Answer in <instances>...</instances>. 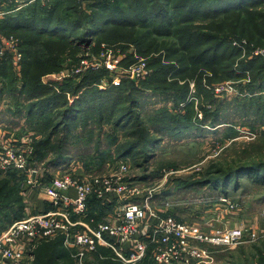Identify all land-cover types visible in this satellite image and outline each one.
I'll return each instance as SVG.
<instances>
[{
    "label": "rangeland",
    "instance_id": "1",
    "mask_svg": "<svg viewBox=\"0 0 264 264\" xmlns=\"http://www.w3.org/2000/svg\"><path fill=\"white\" fill-rule=\"evenodd\" d=\"M75 1L71 5L83 4L86 9L87 5L97 0ZM39 2L50 5L52 0ZM86 10V13L93 12L92 9ZM232 14L216 17V20L197 19L199 21L194 24L204 27ZM228 30L226 28L220 34H226ZM110 34V30H107L105 35L95 38L85 48L77 46L74 49L75 45H71L63 66H74L85 53L96 54L104 47L120 52V44L106 40ZM68 35V39H73L77 37V32H69ZM10 37L19 43L17 34ZM127 54L132 56L131 60L145 59L149 66L148 59L141 56L134 45H128L124 51V55ZM240 60V57L236 59L234 66L237 69ZM17 67H14L12 77L0 76V137L17 145H21L26 138L32 147L29 167L37 170V177L42 183L65 171L86 180L109 176L126 162L129 165L126 181L137 184L143 195L150 197L147 203L160 218L168 216L178 222L197 226L206 235L217 230L244 227L245 242L238 245L220 247L192 243L211 254L212 264H264V171L252 166L241 174L245 177L237 180L234 189H229L230 179L222 175V171L234 167L264 162V88L251 90L248 73L244 79L224 82L219 93L216 88L222 85L214 81L212 84L218 85L214 87L217 98H208L204 87L207 84L199 88L202 95L197 96L193 88L187 103L195 101L189 109L194 110L198 121L188 112V123L184 119L179 122L180 118L174 115L181 109L176 103L181 98H175V94H164L153 84L148 86L139 81L136 84L139 91L133 92L113 89L107 79H101L88 86L90 90L97 88L102 92L99 107L95 106L97 100H94V94H90L85 99L88 111L71 113L62 98L60 107L53 114L43 118L42 122H36V118L28 121V105L34 100L24 94L23 77L17 74L20 69ZM201 71L205 83H209L208 77H213V74L206 68ZM148 73L143 81L152 76L153 69L150 68ZM252 75L257 77L256 86L261 85L259 78L264 72L254 70ZM80 80L74 79L77 83ZM172 81L174 78L169 77L168 83ZM43 82H51L49 74L43 78ZM184 83V80L179 81L178 89ZM78 98L68 96L70 104H74ZM192 118L195 122L193 127L189 126ZM25 176L24 172L0 173V231L11 217L5 209L11 201L6 198L7 190H10V196L15 192L17 198L23 197L26 190L31 188ZM32 189L39 191L37 187ZM223 193H226L228 202H224L226 196ZM112 198L117 206L121 203L117 196ZM131 203L145 204L146 201L135 199ZM99 216L101 221L107 219L105 213ZM253 232L257 234L255 241L251 236ZM58 242L60 240L56 238L32 244L20 264H37V253L44 243ZM71 252L73 255L67 256L78 264L74 250ZM94 256L93 264H122L105 249ZM97 256L104 261H99ZM66 261L58 264H66Z\"/></svg>",
    "mask_w": 264,
    "mask_h": 264
},
{
    "label": "trees",
    "instance_id": "2",
    "mask_svg": "<svg viewBox=\"0 0 264 264\" xmlns=\"http://www.w3.org/2000/svg\"><path fill=\"white\" fill-rule=\"evenodd\" d=\"M75 3V0H52L50 5H43L39 0H35L15 11V6L9 4L8 0H0V13L3 14L0 16V44L5 48L4 53L0 55V76L10 78L15 73L14 67H20H17V74L20 73L23 77V92L34 100L28 105V121L36 118V122H42L43 118L53 114L54 110L60 107L62 98L71 113L87 112L89 107L85 99L90 94H94V100L98 101L95 106H100L102 92L97 88L90 90L88 86L105 79L104 72H88L81 77L80 83L74 79L44 83L43 78L48 74L60 73L73 65L63 66V60L71 45H75L74 49L77 46L85 48L91 45L95 38L105 35L107 30H110L111 34L106 40L111 39L113 43L120 44V54L124 55L128 45H134L138 53L148 59V68H152L153 73L147 81L140 80L141 83L144 82L143 84L148 86L153 84L160 92L175 94V98H181L176 103L185 106L174 115L177 119L180 118L179 122L184 119L188 123V112L196 120L198 118L194 115V110L189 109L190 104L193 105L195 101L187 103V100L191 99V83L195 84L197 96L202 95L199 92L201 85L207 84L204 85L206 89L203 86L202 88L208 93V98H217L215 86L229 82L230 79H244L248 73L251 90L255 87L264 88V79H261L264 75L259 78L262 81L258 86L255 83L256 75H252L254 70L264 72V58L251 54V48H264V0H97L87 5L86 9H92V13H86L83 4L71 5ZM229 13L233 14L204 27L194 24L199 21L197 19L216 20V17ZM226 28L229 29L228 32L221 35ZM69 32H77V37L68 39ZM14 33L19 39L16 48L22 55L19 63H16L15 52L5 45ZM235 42H246L248 51L245 55L242 48L234 45ZM238 57L241 60L237 63V69L234 65ZM131 58L130 55H124V67L136 61ZM203 68L213 74L211 78L206 76L211 85L205 83L202 77ZM169 77L174 78V81L168 83ZM181 80L185 83L178 89ZM214 81L218 85L212 84ZM138 82L125 80L120 87L112 88L136 92L139 91L136 85ZM68 96L79 98L74 104H70ZM194 123V120L190 121L189 126ZM181 130L183 131V127ZM21 142V145L28 144L26 138ZM252 166H258L259 171H264V162L222 171L223 177L230 179L229 189L236 188L237 180L245 177L241 174ZM26 177L28 178V175ZM52 179L53 177L40 182L45 186ZM13 193L14 195L10 196V190H7L8 197H5L11 201L5 209L10 212L11 217L6 220V225H2L0 232L23 217V197L17 198L15 192ZM223 196H226V193H223ZM94 204L103 213L105 209L100 206L98 200H94ZM58 240V244L44 243L37 253V264H58L65 259L66 264H75L73 259L67 256L69 252L63 246V238L58 237ZM148 257L144 264H156Z\"/></svg>",
    "mask_w": 264,
    "mask_h": 264
},
{
    "label": "built area",
    "instance_id": "3",
    "mask_svg": "<svg viewBox=\"0 0 264 264\" xmlns=\"http://www.w3.org/2000/svg\"><path fill=\"white\" fill-rule=\"evenodd\" d=\"M34 1L8 0V3L15 6V11H19ZM16 43L13 38H9L5 45L15 52L16 63H19L22 55ZM234 45L242 48L244 55L247 53L246 42H235ZM4 50L0 44V55ZM251 54L264 58V48H251ZM123 58L124 55L115 49L104 47L96 54L85 53L76 65L60 73L50 74L49 80L78 79L88 72H104L111 86L120 87L125 80L138 82L149 75L145 59L137 58L134 63L124 67ZM220 88L223 85L216 88L217 93ZM184 106L181 104V109ZM13 143L0 137V173H27L30 187L42 190L49 197L52 209L25 215L0 234V264H20L32 244L57 237L63 238L66 248L76 251L78 264H85L86 257L97 253L100 247L112 251L122 264H137L148 256L158 264H189L191 260H196L197 264H212L211 254L192 243L229 247L245 242L244 227L217 230L206 235L197 226L178 222L168 216L158 217L147 203L150 197L144 196L137 184L126 181L129 171L126 162L109 176L86 180L77 178L71 171H65L43 186L37 177V170L29 167L32 147L29 144L17 146ZM114 196L121 202L118 206L112 198ZM135 199H143L146 203H131ZM93 200H98L105 209L106 206L117 207L114 219L97 222L90 218V203ZM223 200L228 202L227 199ZM148 214L157 216L158 222L151 232L139 236L141 225ZM251 236L253 241L257 240L255 232ZM25 241L27 243L24 245L29 247L18 248ZM126 245H130L129 249L125 248Z\"/></svg>",
    "mask_w": 264,
    "mask_h": 264
},
{
    "label": "crops",
    "instance_id": "4",
    "mask_svg": "<svg viewBox=\"0 0 264 264\" xmlns=\"http://www.w3.org/2000/svg\"><path fill=\"white\" fill-rule=\"evenodd\" d=\"M0 15H2V14L0 13ZM76 177L79 178V179H84V177H78V176H76ZM23 202H24V213H23V216H25V215H33V214H36V213H44V212H48V211H50L52 209L49 197L45 193H43L42 191H37V190L32 189V188H29V189L26 190L25 195L23 196ZM100 206L105 209V207L102 206L101 204H100ZM114 207L115 206H112V207L106 206L105 210H107V211H105V210L103 211V213L107 214V219L105 221H107L108 219H110V220L114 219L115 212H116V209H117V207H115V208ZM100 213L98 212V209L95 207L94 200L91 201V203H90V218H93L97 222H99V221L102 220L100 218V216L98 217V215ZM158 217L157 216H152L151 214H148L147 217L145 218V220L143 221L142 225H141V231H140L139 236L151 232L153 227L158 222ZM2 232H0V234ZM54 239H56V238H54ZM43 241H46V240H43ZM26 243H27V241H25L24 243H20L18 248H20V249H22L23 247L27 248L28 245H24ZM129 247H130V245H126L125 246L126 249H129ZM65 249L69 252V254L71 256L73 255V253L71 252L72 249H68L66 247H65ZM103 249H105V250H107V251L112 253V251H110L107 248H104V247H100L99 248L100 251L103 250ZM74 252L76 253L75 250H74ZM98 253H99V251H98ZM95 254L96 253L89 254V256L86 257L87 260L85 259V264L86 263L87 264H93V258H95V256H94ZM112 254H114V253H112ZM97 257H98L99 261H104L99 256H97ZM148 258H152V257H148ZM145 260L146 259L138 262L137 264H141V263L144 264ZM94 264H96V263H94ZM156 264H158V263L156 262ZM189 264H197V261L196 260H191Z\"/></svg>",
    "mask_w": 264,
    "mask_h": 264
},
{
    "label": "water",
    "instance_id": "5",
    "mask_svg": "<svg viewBox=\"0 0 264 264\" xmlns=\"http://www.w3.org/2000/svg\"><path fill=\"white\" fill-rule=\"evenodd\" d=\"M35 177V176H34Z\"/></svg>",
    "mask_w": 264,
    "mask_h": 264
}]
</instances>
